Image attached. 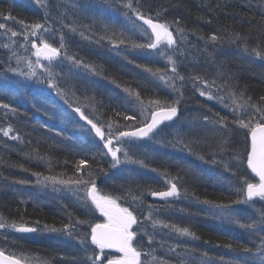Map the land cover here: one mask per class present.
Returning <instances> with one entry per match:
<instances>
[{"label": "trees", "instance_id": "trees-1", "mask_svg": "<svg viewBox=\"0 0 264 264\" xmlns=\"http://www.w3.org/2000/svg\"><path fill=\"white\" fill-rule=\"evenodd\" d=\"M49 3L50 8L44 9L37 5L35 0H0V12L10 13L18 20L27 23H43L45 12H51L48 25L59 28L64 33L70 53H77L86 63L101 66L103 73L93 75L97 82L94 84L90 81L91 75L84 77L75 68L70 72V66L65 62L62 83L74 86L80 96H94L97 110L103 113V118L111 117L121 123H132L124 122L121 117L115 115L118 111L123 113L128 102L123 89L116 87L117 83L135 87L145 98L155 97L162 100L174 98V94L161 82L142 69L136 68L135 64L128 63L129 59H134L137 63H149L151 66L164 69L166 60L163 57L156 55L155 52L153 53L156 58L149 57L147 55L152 53L148 51L133 52L131 49L125 50L123 46L118 54V50L112 49L106 42L101 46L61 27L62 23L71 24L73 20L78 24L91 25L94 16L121 27L127 23L122 15L126 9H122L115 0L111 8L101 0H49ZM73 4L77 7L73 8ZM141 4L154 19L171 24L170 30L177 40H180V36L175 31L176 26L173 21L179 20L180 26L185 28L187 42L181 47H185L187 53L185 56L174 58L180 61L179 71L186 76L193 71L205 74L209 78L215 74V67L206 62L207 54L198 51L205 47V41L212 34H218L226 40L229 34L238 32L246 38L245 42L250 48L256 46L264 48V6L259 5V0H141ZM61 12L66 13L62 21L58 19ZM157 12L160 13L159 17L155 16ZM207 20L211 23H207ZM0 22L17 30L22 27L12 20L5 21L0 18ZM80 30L90 35L88 29ZM94 30L97 36H93V40L98 38L100 25L96 24ZM2 32L3 30H0V33ZM193 32L196 35H192ZM200 35L204 36L205 40H199ZM133 38L143 39L139 32H136ZM13 39L18 40L13 47L20 55H30L19 47V43L23 42L22 38ZM7 42V37L0 34V44ZM53 42L58 44L59 34ZM207 47L208 52L214 53L217 60L224 61L226 74L235 73L238 86L235 84L232 86L237 92L246 89V96L250 95L253 102H258L259 97L264 96V59L244 52L237 45L225 42H208ZM9 56L10 52L0 47V102L10 103L17 108V112L5 115L7 110L0 109V127L11 124L22 140H10L0 133V214L10 221L19 222L23 218L28 226H35L38 229H43L44 225L62 228L69 220V213L73 221L80 218L89 219L92 223L100 222L101 218L94 208L89 212L80 202L66 198L65 194L71 192L61 190L59 194L58 191L53 190L52 185L44 187L37 184V176L33 174L41 173L43 176L66 179L73 176L74 163L84 158L89 160L94 170L99 171V167H103L107 171V175L100 173L96 176L97 187L102 193L115 196L124 194L128 188L134 191L143 190L144 205L138 208L135 204L132 205L138 213L146 214L147 205H155L158 209L156 216L159 219L189 227L196 233L198 240L178 236L175 233L166 237L158 229L153 230L148 225V232L154 233L155 238V243L151 247L156 249L157 255L171 260L172 264H177L179 260H183L185 264H232L234 260L248 255L240 246L253 247V237L250 233L227 219L211 215L209 206L198 202L195 198L199 197L200 201L207 199L229 203L238 198L236 187L241 186V177L246 176L253 182L257 181L247 169L246 154L250 139L245 135L246 130L230 124L232 131L223 132V135L230 137V143L226 146L227 150L221 153L216 151L221 133L217 132L213 135L210 127L203 126V114L211 116L213 112H217L228 116L231 121V112L215 100L209 101L199 96L191 84H187L185 101L180 105L178 119L170 124L171 127H163V132L155 141L137 142L139 146L132 149L135 157L143 159L148 167L128 164L136 165L133 167L138 171L124 172L120 170L122 164L118 168H110L111 157H101L98 154L106 149L102 148V143L93 134L90 138L83 132H76L74 121L67 120L68 115L60 112L62 109L65 110V107L58 104L59 100L54 99L50 91L44 90L47 88L46 84L38 83L34 79L27 80L8 71L9 65L13 68L17 67L15 59L9 60ZM20 67L24 68V65L21 64ZM113 80L116 83H112ZM48 114L52 116L47 117ZM76 121L79 123L75 122V125H83L79 119ZM83 127L88 129L86 125ZM177 130L190 139L202 140L206 137L208 142L196 145L195 154L187 150L182 151L181 145L173 146L168 143L174 140V133ZM213 151H216L217 163H212ZM235 154L242 156V163L232 159ZM93 155H96V160L91 159ZM201 155L204 156V160L199 158ZM38 156L46 159L40 160ZM224 163H228L236 172L235 176L231 171L225 170ZM152 169L158 171L154 172ZM164 171L171 176L178 174L183 178L180 183L188 189L187 197L182 194L179 199L161 203L151 199V195L147 194L149 189L162 191L168 187L161 175ZM19 180L27 183L15 182ZM120 203L127 206L130 201L122 199ZM233 208L242 221L253 215L248 205L234 204ZM36 221H39V224H36ZM78 227L81 234L90 233L88 225ZM9 235L18 237V243L9 246L3 238H0V247H5L9 252H15L17 255L21 251L27 252L33 256L51 259L52 264H91L85 259L84 248L79 240L63 232L37 231L33 235L25 236L9 232ZM175 236L180 240L170 239ZM137 239L139 240V237ZM161 244L164 245L163 248ZM177 244L180 245L177 252L181 253V256L167 252L168 247ZM228 244H232L236 250L226 247ZM88 245L90 250L95 247L91 245L90 240ZM144 245L147 250L149 246L146 237ZM203 253H207V257L203 256Z\"/></svg>", "mask_w": 264, "mask_h": 264}, {"label": "snow or ice", "instance_id": "snow-or-ice-1", "mask_svg": "<svg viewBox=\"0 0 264 264\" xmlns=\"http://www.w3.org/2000/svg\"><path fill=\"white\" fill-rule=\"evenodd\" d=\"M101 2L111 8L113 0H101ZM115 2L120 4L122 9H126L122 15L127 23L121 27L95 16L91 25L78 24L76 20H73L71 24L62 23L61 27L66 28L73 34H79L83 39L90 40L92 43L103 46L106 42L112 49L118 50V54H120L121 46L125 50L131 49L133 52L152 50L156 55L166 60L164 69L151 66L149 63H137L134 59H129L128 63L135 64L136 68L142 69L143 72L161 82L165 88L174 94V98L164 100L155 97L145 98L135 87L117 83L116 87L123 89L128 102L125 111L123 113L118 111L115 115L121 117L124 122L131 121L132 123H121L111 117L103 118V113L97 110L94 96H80L74 86L62 83L65 62L70 66V72L72 68L84 69L92 75H102L101 66L86 63L77 53H70L64 33L59 28L48 25V19L51 16L50 11L45 12L43 23H27L18 20L10 13L0 12V18L3 20H12L22 26L17 30L0 22V30H3L0 34L6 36L8 40L7 43L0 44V47L10 52L9 60L15 59L17 65L15 68L9 65L8 71L27 80L34 79L38 83H44L52 89L71 110V113H75L80 121H84L86 125L90 126L87 130L94 133L95 137L102 143V148L106 149V151H100L98 154L101 157H111L109 161L110 168H118L121 164H136L142 168L148 167L143 159L135 157L132 149L139 146L138 141L146 139L155 141L157 136L163 132L161 125H166V122H172L179 117L180 105L185 101V89L189 83L199 93V96L205 97L209 101L215 100L231 112V121L228 116L217 112H213L211 116L203 114V126L210 127L213 135L217 132L221 133L216 149L221 153L227 150L226 146L230 143V137L223 135L224 130L232 131L230 124L246 130L245 135L250 139L246 154L247 169L258 180L253 182L246 176L241 177V186L236 187L238 198L229 203L207 199L200 201L199 197L195 198L198 202L209 206L211 215L227 219L249 232L253 237V247L240 246L242 251L248 255L234 260L232 264H264V96L259 97L258 102H253L250 95L246 96V89L237 92L235 87L232 86L234 84L238 86L235 73L226 74L224 61L217 60L214 53H209L207 45L208 42L234 44L244 52L261 59H264V48L260 46L250 48L245 42L246 38L238 32L229 34L226 40L218 34H212L205 41V47L198 49V51L207 54L206 62L215 67V74L209 78L205 74L193 71L186 76L179 71L180 61L174 58L185 56L187 53V49L181 47L182 44L187 42V36L185 35V28L180 26V21H173L176 26L175 31L180 36V40H177L173 31L170 30L172 25L154 19L150 12L143 9L141 0H115ZM35 3L44 9L50 8L49 0H35ZM259 5L264 6V0H259ZM56 7L59 10V5ZM72 7L75 8L77 5L73 4ZM65 15V12H61L58 19L62 21ZM159 15V12L155 13L156 17H159ZM137 21L142 23L138 24ZM206 22L211 23L210 20ZM96 24L100 25V33L98 38L93 40L92 37L97 36L94 30ZM81 28L88 29L90 35H86L85 31L80 30ZM149 29L151 30L150 33ZM136 32H139V35L143 37L142 40L133 38ZM57 34H59L58 44L53 42ZM192 35H196V33L193 32ZM17 37L22 38L23 41L19 43V47L25 53H30V55H20L13 47L18 43V40L13 38ZM198 39L205 40V37L200 35ZM193 47L196 46L193 45ZM33 56L36 58L35 60L31 58ZM21 64L24 65V68L20 67ZM112 83H116V81L113 80ZM0 109L7 110L5 115L17 112V108L10 103L0 102ZM85 109L88 111L86 112ZM209 112H211V109H209ZM71 113H66V115L69 119L75 120ZM75 122L79 123L78 121ZM166 126L171 127L170 124ZM80 127H83V125H80ZM0 133L10 140H22V137L16 133L11 124L7 127H0ZM207 142L206 137L202 140L190 139L180 130L174 133L173 141H168L173 146L176 144L181 145L182 151L187 150L191 154H195L196 145ZM216 151L211 153L212 163H217L215 159ZM37 158L40 160L46 159L43 156ZM199 158L204 160L203 155ZM91 159L96 160V155H93ZM232 159L238 163L243 162L240 154H235ZM48 162H51L50 158H48ZM74 167L73 176L66 179L57 176H43L41 173L33 174L37 176V184L44 187L52 185L54 191L65 190L71 192L76 196L81 206L89 212L93 208L98 211L100 216L104 218V222L92 223L89 219L80 218L73 221L69 213V220L63 224L62 228L44 225L43 229H38L35 226H28L23 218L19 222L10 221L3 214H0V230H4L0 232V238H3L5 243L9 246H15L18 243L19 238L10 236L9 232H63L67 236L79 240L84 248L85 259L90 261L91 264H104L105 261L106 264H172L171 260L157 255L156 249L151 247L155 243V238L154 233L148 232V225L153 230L167 229L169 233H175L178 236L189 237L193 240L199 239L189 227H182L159 219L156 216L158 209L155 205L148 204L146 214L143 212L138 213L132 205L135 204L137 208L144 205L145 192L143 190L134 191L128 188L124 194L115 196L102 193L97 187L96 176L100 173L107 175V171L103 167H99V171H96L89 160L84 158L76 161ZM224 167L226 171H231L233 176L236 175V172L229 167L228 163H224ZM84 169H87V171H83ZM152 171L158 170L152 169ZM161 175L168 187L162 191L149 189L148 195L165 201H170L172 198L179 199L182 194L185 197L188 196V189L180 183L183 179L181 176L178 174L171 176L167 171L162 172ZM15 182L19 184L27 183L24 180ZM57 185L60 187H56ZM80 193H83V195L81 196ZM122 199L130 201V203L127 206L122 205L120 203ZM257 202H259V206H257ZM234 204L248 205L252 209L253 215L242 221L236 214V209L233 208ZM35 223L39 224V221ZM80 225H88L90 233L81 234L78 227ZM137 237H139V240ZM145 237L149 246L147 250H145L144 245ZM89 240L91 245L95 246L94 249H89ZM161 247L163 248L164 245L161 244ZM179 247V244L170 246L167 252L181 256L182 254L177 252ZM226 247L233 251L236 250L232 244H228ZM106 250L119 253V255L109 257ZM202 255L207 257V253ZM0 264H52V260L33 256L23 251L17 255L15 252H9L5 247H0ZM177 264H185V262L179 260Z\"/></svg>", "mask_w": 264, "mask_h": 264}, {"label": "rangeland", "instance_id": "rangeland-1", "mask_svg": "<svg viewBox=\"0 0 264 264\" xmlns=\"http://www.w3.org/2000/svg\"><path fill=\"white\" fill-rule=\"evenodd\" d=\"M87 4V3H86ZM150 57H156L155 55H154V53H153V51H152V55H150ZM33 58H34V56H33ZM34 59H36V58H34ZM81 75H83L84 77H88V76H90L92 79L90 80L92 83H94V84H96L97 82L95 81V79H94V77H93V75L92 74H90V73H88V72H86V70H84V69H76ZM45 91H50V95H52V96H54V99H56V100H59L58 101V104L59 105H63L64 107H65V110H67V113H71V110L70 109H68V107H66L62 102H63V100L60 98V97H58L57 95H56V93L52 90V89H50V88H45L44 89ZM44 91V92H45ZM71 116L72 117H74L75 118V120H73L74 121V128H76V132H83L85 135H87V136H89L90 138L92 137V135H91V133L87 130V128H85V127H80V125H75V121L76 120H78L79 119V117L78 116H76V114L75 113H71ZM87 131V132H86ZM133 166H136V165H133ZM133 166H131V165H128V164H122V166H121V168H120V170H123L124 172H135V171H138L137 170V168H134ZM139 171H141L140 169H139ZM58 187H59V185H58ZM58 193L59 194H61V191H58ZM58 194V195H59ZM65 195H67V197L66 198H69V199H73L75 202H78L77 201V199H76V196H74L72 193H66ZM80 195L82 196L83 195V193H80ZM159 230V232L160 233H162V234H164L166 237H169V236H171V233H169V231L167 230V229H158ZM170 239H172V240H174V241H179L180 239L179 238H177L176 236L173 238V237H170Z\"/></svg>", "mask_w": 264, "mask_h": 264}, {"label": "water", "instance_id": "water-1", "mask_svg": "<svg viewBox=\"0 0 264 264\" xmlns=\"http://www.w3.org/2000/svg\"><path fill=\"white\" fill-rule=\"evenodd\" d=\"M137 23H142L141 21H137ZM145 28L147 27L146 25L144 26ZM151 30L149 29V32H150ZM149 51H152V50H149ZM177 120V119H176ZM176 120H174V121H176ZM174 121H172V122H166V125H168V124H170V123H173ZM84 124H85V122L84 121H82ZM166 125H161V128H163V127H165ZM90 127V126H89ZM147 141V139L146 140H143V141H140V142H146ZM250 171V170H249ZM256 178V177H255ZM256 180H258V178H256ZM152 198V200H154V201H156V202H162V201H164V200H161V199H159V198H154V197H151ZM172 199H174V198H172ZM135 227V226H134ZM22 234H32V233H22ZM106 251H109V252H112V253H115V252H113V251H111V250H106ZM116 254H119V253H116ZM104 264H106V261L104 262Z\"/></svg>", "mask_w": 264, "mask_h": 264}, {"label": "bare ground", "instance_id": "bare-ground-1", "mask_svg": "<svg viewBox=\"0 0 264 264\" xmlns=\"http://www.w3.org/2000/svg\"><path fill=\"white\" fill-rule=\"evenodd\" d=\"M148 51V50H147ZM148 53H152V52H150V51H148ZM155 55V54H154ZM147 56H149L150 57V55H147ZM156 56V55H155ZM156 58V57H155ZM62 114H64V113H67V110H61L60 111ZM52 115L51 114H48V116L47 117H51ZM46 117V116H45ZM67 120H70L68 117L66 118ZM54 208V207H53ZM50 210L51 211H54V209H52V208H50ZM55 210H56V207H55ZM55 212V211H54Z\"/></svg>", "mask_w": 264, "mask_h": 264}]
</instances>
